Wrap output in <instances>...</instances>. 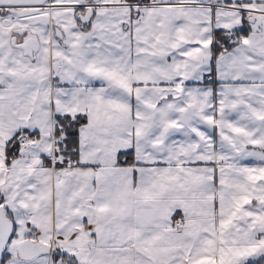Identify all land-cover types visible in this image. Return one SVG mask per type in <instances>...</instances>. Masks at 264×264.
Listing matches in <instances>:
<instances>
[{"label":"snow or ice","instance_id":"snow-or-ice-1","mask_svg":"<svg viewBox=\"0 0 264 264\" xmlns=\"http://www.w3.org/2000/svg\"><path fill=\"white\" fill-rule=\"evenodd\" d=\"M0 264H264V0H0Z\"/></svg>","mask_w":264,"mask_h":264}]
</instances>
